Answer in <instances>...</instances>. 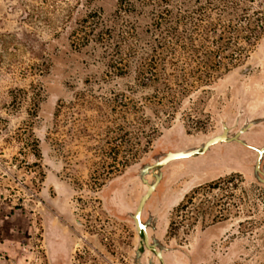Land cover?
<instances>
[{
	"label": "rangeland",
	"instance_id": "1",
	"mask_svg": "<svg viewBox=\"0 0 264 264\" xmlns=\"http://www.w3.org/2000/svg\"><path fill=\"white\" fill-rule=\"evenodd\" d=\"M115 5L0 0V264H54L53 235L66 240L68 251L78 237L58 215L106 256V264H146L136 255L139 239L131 219L147 188L142 169L168 151L199 147L223 123L234 132L249 122V134L264 135V34L229 72L201 83L190 78L196 87L182 94L178 85L189 75L177 74L172 64L189 61L186 54L175 58L158 48L151 61L156 77L147 81L135 72L140 61H119L113 45H71L67 23ZM218 144L211 152H228V145ZM211 154L175 160L145 175L148 181L162 177L144 218L159 245L173 249L170 264H185L186 256L176 251L190 248L195 237H184L182 215L166 200L171 191L199 182L198 169ZM223 178L226 187L195 197L190 208L200 210L199 220L212 198L223 199L222 208L232 214L228 175ZM170 219L177 226L166 238ZM235 225L234 234L227 231L220 239L226 248L220 245L200 264H264V186L249 175L238 178Z\"/></svg>",
	"mask_w": 264,
	"mask_h": 264
},
{
	"label": "trees",
	"instance_id": "2",
	"mask_svg": "<svg viewBox=\"0 0 264 264\" xmlns=\"http://www.w3.org/2000/svg\"><path fill=\"white\" fill-rule=\"evenodd\" d=\"M66 26L76 48L113 45L119 61L137 58L135 72L147 81L156 77L151 61L158 48L175 58L186 54L189 61L172 64L177 74L189 75L178 85L185 94L196 87L190 78L201 83L224 75L256 45L264 34V0H116L111 12L98 6Z\"/></svg>",
	"mask_w": 264,
	"mask_h": 264
},
{
	"label": "flooded vegetation",
	"instance_id": "3",
	"mask_svg": "<svg viewBox=\"0 0 264 264\" xmlns=\"http://www.w3.org/2000/svg\"><path fill=\"white\" fill-rule=\"evenodd\" d=\"M252 126L253 125L248 122L237 128L234 132H231L229 130L228 136L232 138L240 129L244 127L246 129L237 136V139H233L230 142L221 143L222 145H228L227 153H223L222 150L211 152V148L213 147L211 146L203 154L196 155L203 157L207 154L212 153V156L209 155L207 159H203L202 167L198 169L200 177H198L197 180H199V182H197L196 184L190 182L189 185L185 186V188L171 191L168 195L166 205L170 208V210H173V208L175 207L174 211L180 212L182 215L181 225H184L187 231L186 233H184V237H190V234H193L192 237H195L193 243L194 245H191L190 243V248L187 247L185 248V250L178 249L176 251L178 253H183L186 256L184 257L185 264H200L199 261H204L207 255L214 254L216 252V249H218L221 245L220 239L222 237L225 239L227 231L229 233V236H231V232L232 234L235 233L236 190L238 178H245L249 175L255 180L256 183L264 186V183L262 182L264 173V135L249 134V130ZM258 151H261L259 159ZM193 157L195 156L184 159H190ZM257 163L258 168L256 169ZM226 175H228V181L226 184L229 186V201L231 202L230 206L232 207V214L231 210H229V213L226 214V210L222 208L224 206L223 199L212 198V200L209 201L205 200L206 204H204V208L201 210L202 215L200 216L199 220L198 214L200 213V210L198 208H190L194 205L193 203L195 197L199 195L201 191H216L221 190L222 187H226L224 183L226 179L223 178ZM161 179L162 177H160L157 186L155 187L149 198L146 200L140 213V220L145 225L146 231L147 227L150 229L151 236L148 235V242L150 245L154 244L156 250L161 252L162 260L156 256L153 250L148 249L144 245L142 234H139L136 231L135 224L132 220L135 232L139 239L136 245V255L138 256V259L141 263H143V261H146V264H170L168 253L173 249L163 248L159 245L157 236L152 231L153 229L151 227V223H148L144 218V211L147 202L160 186ZM153 181L154 179L148 182L152 183ZM141 195L137 200L132 214L136 209ZM176 196H178L176 202L173 204H169V202ZM189 208L191 209L190 211H188ZM213 208H215V213L212 212ZM58 219L68 227H70V232L73 236L74 234H76L78 237H76L77 240L74 242L73 247H71L68 251L66 240L57 233L53 235L54 264H65L66 259L69 261L71 260L72 264H106L104 262L106 256L96 248L91 249L85 243L86 239L84 238V236L80 234L76 228L74 229V225L68 224L66 218L62 215H58ZM75 223L81 225L82 227V223H80L78 220H75ZM226 225H228V229H226ZM175 226H177V224L174 223L173 219L168 220L165 225L164 232L166 238H171L174 235L173 232L175 231ZM138 244H141V247H138ZM229 244H231V242H229ZM221 246L226 248L225 243ZM228 250L229 252H231L230 245L228 247ZM194 260H197L198 262L196 263L194 262Z\"/></svg>",
	"mask_w": 264,
	"mask_h": 264
},
{
	"label": "water",
	"instance_id": "4",
	"mask_svg": "<svg viewBox=\"0 0 264 264\" xmlns=\"http://www.w3.org/2000/svg\"><path fill=\"white\" fill-rule=\"evenodd\" d=\"M254 65V60L250 61L246 66H243L241 71L246 72L248 71L252 66ZM245 127L240 129L234 137H229L228 136V131L229 127L226 124H222L221 132L218 134H215L214 136H211L210 138H207L199 147L196 148H191L188 150H177V151H168L166 152L161 158L156 159L152 164L146 165L142 169V175H141V180L144 184L147 185V188L145 192L141 195L139 202L136 206V209L134 213L132 214V220L135 224L136 231L139 234H142L143 237V243L144 245L150 249L153 250L158 258L162 260V255L161 252L156 250V247L154 244L150 245L148 242V233L146 231L145 225L141 222L140 220V213L143 209V206L146 202V200L149 198L155 187L157 186L161 174H155L154 175V181L152 183H148L147 179L145 178V175L153 169H159L169 163L170 161L177 160V159H184V158H189L192 156L200 155L206 152L211 146H214L218 143H223V142H230L233 139H237V136L240 135L243 131H245ZM258 159L261 155V151H258ZM258 168V163L256 165V169ZM262 182L264 183V173H263V179ZM138 247H141V244H138Z\"/></svg>",
	"mask_w": 264,
	"mask_h": 264
},
{
	"label": "bare ground",
	"instance_id": "5",
	"mask_svg": "<svg viewBox=\"0 0 264 264\" xmlns=\"http://www.w3.org/2000/svg\"><path fill=\"white\" fill-rule=\"evenodd\" d=\"M148 232V231H147ZM149 235V234H148Z\"/></svg>",
	"mask_w": 264,
	"mask_h": 264
}]
</instances>
